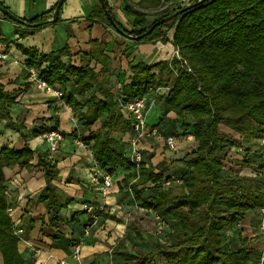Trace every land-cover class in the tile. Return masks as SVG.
Returning <instances> with one entry per match:
<instances>
[{"label": "trees", "instance_id": "1", "mask_svg": "<svg viewBox=\"0 0 264 264\" xmlns=\"http://www.w3.org/2000/svg\"><path fill=\"white\" fill-rule=\"evenodd\" d=\"M105 1L118 25L132 35L143 34L159 19L182 9L171 20L157 24L149 34L136 39L137 42L167 41L166 28H173L172 43L179 55L151 65L144 62L131 65V81L119 91L122 101L151 92L157 87L154 70H165L167 77L162 84L167 89L157 96L181 118L185 132L192 130L197 143L193 154L185 160L187 169L180 182L146 167L144 161L137 167L131 156L121 150V141L112 137L113 130L126 119L121 104H111L108 74L104 70L111 59L106 53V41H91V59L103 65L99 71L90 66L65 63L62 57L69 52L67 46L48 53L20 44L18 47L27 55L26 65L35 68L47 82L75 85L73 91L65 89L62 98L79 114L84 127H91L103 116L101 127L81 139L91 144L95 160L106 172L113 174L118 167L133 169L145 182L150 181L153 191L146 194L144 188H132L134 198L141 207L154 211L163 221L175 226L165 235L164 242L156 243L145 253L131 252L120 239L112 254L122 256L129 264H156V256L164 259L163 264H256L262 250L261 236L259 248L247 246V238L242 237L238 224L264 203V161L258 164L262 178L255 172L256 161L245 155L239 161L246 165L243 168L240 165L241 170L227 171L225 166L240 152L241 140L247 142L246 148L264 151L259 143L264 134V0H190L185 5L181 0H141L139 5L149 8L167 4L166 10L150 21L146 13L126 2L125 11L134 16L133 29L119 22L108 0ZM98 5L99 18L115 29L101 0ZM187 5L189 7L185 8ZM50 14L51 11L23 18L31 24L44 21L37 27L14 21L19 36H27L51 23L45 22L51 18ZM15 101L16 97L0 82V119L7 120V127L17 129L10 112ZM53 128L56 127L50 129ZM22 135L28 138L27 134ZM36 152L46 179L37 201L47 208L48 226L54 230L52 237L59 238L60 213L67 202L62 200L54 183L59 179L57 163L49 159L46 151H35L28 143L22 149L4 146L0 148L3 264L34 263L19 250L21 237L9 211L4 168L13 165L30 168ZM244 168L254 169L255 174L243 172ZM124 181L129 183L128 178ZM167 181L170 184L167 185ZM100 214L112 216L106 206ZM229 230L236 232L235 235L230 237Z\"/></svg>", "mask_w": 264, "mask_h": 264}, {"label": "crops", "instance_id": "2", "mask_svg": "<svg viewBox=\"0 0 264 264\" xmlns=\"http://www.w3.org/2000/svg\"><path fill=\"white\" fill-rule=\"evenodd\" d=\"M0 1L20 17L29 18L50 11L52 17L59 0ZM140 1L108 0V4L116 19L128 29H133L134 16L125 11L126 2L146 13L147 19L148 13L161 7H143L139 5ZM98 3L99 0H64L57 21L41 26L24 37L19 36L17 24L7 19L0 10V54L5 55L0 56V82L16 97V101L10 106V112L13 122L18 126L17 129L7 127V120L0 119V148L9 146L22 149L28 143L35 151H46L49 159L57 163L59 179L54 183L62 200L67 202L60 213L59 238L54 239V230L48 226L47 208L37 201L39 192L46 184L44 168L38 165L39 154H34L33 166L30 168L19 165L4 168L10 215L16 227L23 229L19 233V250L26 259H33V264H60L62 260L69 264H129L122 256L112 254L113 247L120 239L131 252H146L156 243L164 242L165 235L175 229L170 221H163L154 211L141 207L134 195L128 193L124 178H129L128 174L133 169L118 167L112 174L113 185L108 195L102 197L97 184L91 180L92 166L96 161L91 144L83 141L81 136L99 129L103 116L91 127H84L80 123L79 114L62 97L37 89L29 76L27 55L18 47L20 44L48 53L67 46L69 52L62 57L65 63L90 66L99 71L103 65L91 59V41H106V53L111 59L104 70L108 74L111 104L120 105L119 91L124 84L131 81V65L138 62L151 65L178 56L172 43L174 29L166 32L169 38L167 41L157 39L137 42L102 21L98 16ZM154 71L157 74V87L150 92L151 96L156 89L160 94L167 89L162 84L167 77L165 70L156 68ZM159 82L160 86L156 84ZM58 86L64 90L75 89L72 83ZM95 90L96 87L93 91ZM124 116L126 121L113 130L112 137L119 139L121 150L130 155L134 132L131 120L125 113ZM181 122V118L157 96L155 103L147 111V123L149 127L158 124L160 135L144 137L140 141L145 166L173 179L179 173L177 182L187 169L185 160L191 156L185 148L187 135L184 134L185 126ZM52 127L65 134L60 148L55 152L50 151L43 137V133ZM34 130L42 132L34 135ZM22 133L27 134L28 138L25 139ZM167 135L177 137L176 150L164 148V137ZM159 144L162 145L158 146ZM244 144L248 145L247 142ZM147 192L146 194L151 193ZM103 199L106 200L107 210L112 216L100 214L94 220L92 213L83 205L98 203ZM258 209L249 213L238 224L242 237L247 238L245 244L254 248L261 246ZM87 226L90 232L84 234ZM235 233L233 230L228 231L230 237ZM79 242L81 252L77 257L74 246ZM154 261L156 264H163L164 259L156 256Z\"/></svg>", "mask_w": 264, "mask_h": 264}, {"label": "built area", "instance_id": "3", "mask_svg": "<svg viewBox=\"0 0 264 264\" xmlns=\"http://www.w3.org/2000/svg\"><path fill=\"white\" fill-rule=\"evenodd\" d=\"M177 54H178V50H177ZM0 56H5V55L0 54ZM29 73H30L29 76L31 82L37 89L47 93H52L59 98L63 97L64 89L61 86H58L56 84H51L46 80H44L40 76L39 72L33 67L29 68ZM151 91H154V89L152 88ZM158 92L159 90L156 89L153 96H151L150 92H148L133 97H129L123 101L120 99L121 101L120 104L123 112L131 120V127L133 129L134 135L131 139L132 149L130 156L131 159L137 164V167H139L141 161L143 160V153L140 147V141L144 137H148L155 134L160 135V131L157 126L152 125L149 127L147 123V111L149 107L155 103ZM43 137L46 139L50 151L55 152L60 148V145L65 138V134L62 130L53 128L45 131L43 133ZM164 141L170 149L173 150L177 149V145H176L177 138L174 135H168L164 137ZM259 143L264 147V134L260 137ZM243 147H246V144L243 143L242 145H240L239 149L241 150L243 149ZM91 180L97 184L98 192L102 195L103 198H105L108 195L111 186L113 185L112 174L106 172L103 168L100 167L98 162L95 161L94 165L92 166ZM180 181L181 180H179V182ZM166 184L168 185L170 184V182L167 181ZM105 206H106L105 199L98 201V203H85L83 205V207L87 211L92 213V218L94 220H97V218L100 216V213L105 208ZM258 215L260 217L259 230H260V236L263 240V245H262L260 258L256 264H264V203L259 207ZM22 231H23L22 228L16 229V232L18 234L21 233ZM89 232H90V228L87 226L85 228L84 234H88ZM80 252H81V245L79 242L74 246V253L77 257H79ZM59 263L69 264L65 260H62Z\"/></svg>", "mask_w": 264, "mask_h": 264}, {"label": "rangeland", "instance_id": "4", "mask_svg": "<svg viewBox=\"0 0 264 264\" xmlns=\"http://www.w3.org/2000/svg\"><path fill=\"white\" fill-rule=\"evenodd\" d=\"M181 2H182L181 3L182 5L188 4V0H181ZM165 10H166V4L161 6L160 8H158V10L155 11V12L151 11L150 13H148L149 14L148 20L149 21L152 20L153 18H155L157 15L161 14ZM166 29H167V31H170L172 28H166ZM222 128L227 130V128L225 126H222ZM228 131H230V130H228ZM184 134L187 135V138L185 139L186 140L185 143H187L185 145V148L189 151L188 154H193L194 149H195V143H196V141H195V139L193 137V132L191 130V132H185ZM241 142L246 143V141H244V140H241ZM161 145L162 144H159L158 146H161ZM176 145L178 147V141L176 142ZM163 146H164L165 149H170L168 147V145L165 143V141L163 142ZM246 150H248V151H246ZM239 151L240 152H237V154H234L235 158L232 157L231 160L227 161L226 166H225L226 170L227 171H233V170L239 171V170H241V168H243L246 165H244V164L241 165V163H239V161H241L242 155H245L246 158H248L250 160L254 159L256 161L257 164L254 166L255 172L258 173V176L260 178H262L263 176L261 174L260 168H258V166H259L258 164H260L262 161H264V151L257 150V149H254V148H246V147H243V149H241V150L239 149ZM244 152H245V154H243ZM142 161H144V156H143V160ZM243 172L251 173L253 175L255 174L254 169L250 170L249 168L248 169L244 168ZM135 173L136 172L132 171L130 174H128L129 183L125 184L128 193L133 195L132 188H138V189L139 188H144L146 191H148L147 193L152 192L153 188L150 187L151 182L150 181H146L145 182V180H144L145 178L139 177ZM179 176H180L179 173H177L175 175V179H177ZM145 184H149V186H146ZM144 185H145V187H144ZM261 242H262V245H263V240H261ZM137 252L138 253H145L142 250H139ZM0 263H3L1 253H0Z\"/></svg>", "mask_w": 264, "mask_h": 264}, {"label": "water", "instance_id": "5", "mask_svg": "<svg viewBox=\"0 0 264 264\" xmlns=\"http://www.w3.org/2000/svg\"><path fill=\"white\" fill-rule=\"evenodd\" d=\"M63 1L64 0H59L58 1V4L54 10V14L51 18L45 20V22H54L58 17H59V12H60V8L63 4ZM200 1H203V0H200ZM101 5L103 7V9L105 10L106 14H107V17L108 19L110 20V22L112 23V25L115 27V29L121 33L122 35L124 36H127V37H130V38H134L135 40L136 39H139L147 34H149L153 28L157 25V24H161L165 21H169L171 20L173 17H175L176 15H178L182 9L180 10H176L172 13H170L169 15L159 19L154 25H152L151 28H149L147 31H145L143 34H140V35H132L130 33H127L124 29H122L117 21L115 20L114 16L112 15V13L110 12L109 8H108V5L106 3L105 0H101ZM189 5H187L185 8H188ZM0 10L4 13V15H6L8 18H10L11 20L15 21V22H18V23H21V24H25V25H32L34 27H37V26H40L44 23V21H38V22H35V23H29L28 21L24 20L23 17H20L19 15L15 14L13 11H11L8 7H5L2 2L0 1Z\"/></svg>", "mask_w": 264, "mask_h": 264}]
</instances>
